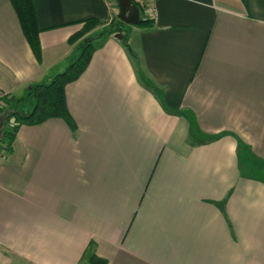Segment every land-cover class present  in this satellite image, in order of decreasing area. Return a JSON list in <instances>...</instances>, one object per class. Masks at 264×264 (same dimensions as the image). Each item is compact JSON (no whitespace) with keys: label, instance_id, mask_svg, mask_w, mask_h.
<instances>
[{"label":"crops","instance_id":"crops-1","mask_svg":"<svg viewBox=\"0 0 264 264\" xmlns=\"http://www.w3.org/2000/svg\"><path fill=\"white\" fill-rule=\"evenodd\" d=\"M33 3L41 62L0 0V102L67 70L84 21L120 15L118 0ZM155 8L129 35L137 61L117 36L92 42L66 88L76 130L23 126L0 151V264L89 248L108 264H264V0Z\"/></svg>","mask_w":264,"mask_h":264},{"label":"trees","instance_id":"trees-1","mask_svg":"<svg viewBox=\"0 0 264 264\" xmlns=\"http://www.w3.org/2000/svg\"><path fill=\"white\" fill-rule=\"evenodd\" d=\"M243 1L247 4V0ZM11 2L20 19L24 35L37 60L41 62L42 48L39 39L41 29L39 28L33 0H11ZM137 7L141 14V8L138 4ZM115 18L113 21L104 22L96 19L84 21L82 30L70 39V43L74 44L98 26L105 25L111 21L109 23L110 27L105 32H102L101 37L123 35V45L127 48L131 58L137 61V56L128 45V35H125L127 25L121 21L119 14ZM151 22L140 18L136 26H144ZM80 49V55L75 62L65 72L57 75L50 84L36 85L22 98L5 96L3 101L0 102L2 104L0 115H5L4 120L0 123V151L12 150L17 133L23 126H36L51 119H63L71 129L76 130V124L67 105L66 88L84 74L97 48L92 42L88 41L82 43ZM80 264H108V261L99 257L94 249L89 248Z\"/></svg>","mask_w":264,"mask_h":264},{"label":"rangeland","instance_id":"rangeland-1","mask_svg":"<svg viewBox=\"0 0 264 264\" xmlns=\"http://www.w3.org/2000/svg\"><path fill=\"white\" fill-rule=\"evenodd\" d=\"M137 5V4H136ZM140 8H141V14H140V17L143 18V19H146V20H151V15L150 13H148V7H144V6H141L139 5ZM117 17V15L115 16ZM113 17L112 19H110L111 21L115 20L116 18ZM115 18V19H114ZM109 21V23L111 22ZM107 23L105 25H100L98 26L96 29L92 30L91 32L87 33L83 38H82V42L81 43H86L88 41L90 42H94L97 46H98V43L101 41V39L103 37H97V36H101L102 35V32H105L107 30V28L110 27V24ZM134 27H136V25H127L126 29H127V32L125 33V35H128V38H129V35L133 33V29ZM124 34V33H123ZM96 37V38H95ZM125 47V46H124ZM79 54H80V50H79ZM66 70L63 69V72H65ZM62 72V73H63ZM2 106V104H0V107ZM5 118V115H0V123L2 120H4ZM0 137H1V133H0Z\"/></svg>","mask_w":264,"mask_h":264},{"label":"water","instance_id":"water-1","mask_svg":"<svg viewBox=\"0 0 264 264\" xmlns=\"http://www.w3.org/2000/svg\"><path fill=\"white\" fill-rule=\"evenodd\" d=\"M120 6V19L126 25H137L140 21V10L133 0H118ZM117 38L124 40L123 35H117Z\"/></svg>","mask_w":264,"mask_h":264},{"label":"built area","instance_id":"built-area-1","mask_svg":"<svg viewBox=\"0 0 264 264\" xmlns=\"http://www.w3.org/2000/svg\"><path fill=\"white\" fill-rule=\"evenodd\" d=\"M106 1L110 2V1H113V0H106ZM156 1L157 0H133V2L135 4H138V5H141V6H144V7H148V13H150L152 21L156 20V17H157L156 8H155V2Z\"/></svg>","mask_w":264,"mask_h":264}]
</instances>
